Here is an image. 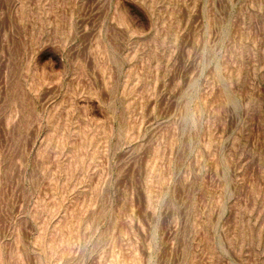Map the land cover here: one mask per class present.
I'll return each instance as SVG.
<instances>
[{
	"label": "rangeland",
	"instance_id": "1",
	"mask_svg": "<svg viewBox=\"0 0 264 264\" xmlns=\"http://www.w3.org/2000/svg\"><path fill=\"white\" fill-rule=\"evenodd\" d=\"M0 264H264V0H0Z\"/></svg>",
	"mask_w": 264,
	"mask_h": 264
}]
</instances>
